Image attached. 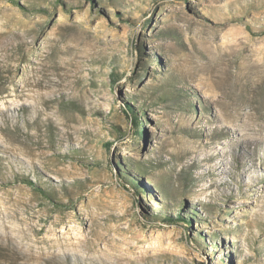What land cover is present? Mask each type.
<instances>
[{
	"label": "rangeland",
	"instance_id": "1",
	"mask_svg": "<svg viewBox=\"0 0 264 264\" xmlns=\"http://www.w3.org/2000/svg\"><path fill=\"white\" fill-rule=\"evenodd\" d=\"M0 245L264 264V0H0Z\"/></svg>",
	"mask_w": 264,
	"mask_h": 264
},
{
	"label": "trees",
	"instance_id": "2",
	"mask_svg": "<svg viewBox=\"0 0 264 264\" xmlns=\"http://www.w3.org/2000/svg\"><path fill=\"white\" fill-rule=\"evenodd\" d=\"M13 254L14 253L12 251H9V248L0 245V264H15V263H17L18 261H17V259H15V255L13 256Z\"/></svg>",
	"mask_w": 264,
	"mask_h": 264
}]
</instances>
